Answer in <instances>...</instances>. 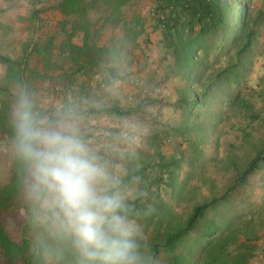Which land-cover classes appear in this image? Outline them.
<instances>
[{"label":"rangeland","instance_id":"374dc122","mask_svg":"<svg viewBox=\"0 0 264 264\" xmlns=\"http://www.w3.org/2000/svg\"><path fill=\"white\" fill-rule=\"evenodd\" d=\"M245 4L248 26L254 35L243 79L230 87L231 93L238 96L237 101L226 106L218 99L201 98L205 84L226 64L228 57L223 54L216 59L213 53L205 58L200 52L192 75L195 90L192 96L204 100L205 106L194 108L187 118L185 105L178 102L176 88L181 80L173 74V59L162 37L151 53L150 49L142 48L132 57L128 54L124 69L117 71L118 79L107 77L101 85L94 86L92 93L74 87V77L66 73L56 77L38 69L42 65L64 67L65 59L52 60L53 51L48 44L35 55L28 52L33 49H29L32 36L26 41L19 37V47L0 45V56L7 58V63L0 61V64L6 66L10 76L0 77V110L3 111V102H7L11 117L14 103L24 93L36 107L35 113L49 122L73 121L90 150L119 177L125 201L137 200L144 206V214L157 206L170 212L164 221H159L162 224L159 233L154 227L158 219L147 224L146 218H130L140 229L137 240L144 264H223L226 253L228 264H264V163L243 184L237 185L236 191H229L225 204L219 203L206 213L197 232L172 250L162 248L156 255L150 252L151 242L162 243L168 223H182L195 204L223 195L233 184L232 169L250 159L252 146L264 143V0H248ZM12 7L24 8L21 4ZM30 23L35 25L34 17ZM237 48L238 45H233L230 53ZM134 77L139 79L137 85L132 82ZM76 90L81 91L78 97L74 96ZM253 114L259 117L252 118ZM16 156L15 141L0 125V189L10 180ZM159 162L174 164L176 187L169 186L168 170L161 169ZM143 167L145 170L140 173ZM159 176L164 180H159ZM29 179L27 170L19 194L0 209V223L10 239L20 245L28 243L24 253L27 258L41 237L55 231L41 203L30 197ZM204 224L211 230L217 229V233L208 247L197 252V241L209 239L206 236L199 239V233H207ZM0 264L27 263L22 258L11 263L0 248ZM40 264L57 262L47 255Z\"/></svg>","mask_w":264,"mask_h":264},{"label":"trees","instance_id":"16d2710c","mask_svg":"<svg viewBox=\"0 0 264 264\" xmlns=\"http://www.w3.org/2000/svg\"><path fill=\"white\" fill-rule=\"evenodd\" d=\"M247 1L156 0L154 9L156 25L162 33V41L166 51L173 59V74L180 77L181 80V84L176 89L179 94L178 102L186 107L185 118L191 116L194 108L205 106L204 100L197 99L195 94L192 96L195 91L192 86V75L199 63L200 52L204 54L205 58L213 53L216 59L223 54L228 57L226 58V64L219 68L213 78L205 84L201 92V98L208 101L218 99L220 103L223 102L226 106L237 101L238 96L231 93L230 87L232 83L238 84L239 80L243 79V72L247 69L252 53L251 41L254 35L253 30L248 26L249 22L245 14L247 8L245 3ZM79 2L81 0H62L61 8L63 11L71 12V10L80 7ZM124 33L123 40L129 44L134 42L141 32L136 30L135 27L132 28L126 25ZM233 45H238V48L231 54L230 49ZM117 54L114 52L111 53V56L116 57ZM6 59L0 56L1 62L7 63ZM8 107L7 102H3V111L0 110V125L2 131L15 141L11 117L10 115L8 117L7 113V110L10 111V107L9 109ZM34 108L36 107L33 106ZM258 115L253 114L252 118H258ZM251 153L252 156L248 161L241 166L234 167L235 170L232 169L234 173L232 176L233 184L225 190L223 195L195 204L182 223H175L174 225L168 223L166 225L162 234V243L158 244L153 241L150 244L152 255L158 254L162 248L172 250L189 237L191 233L197 232L206 213L212 207L219 205V203L225 204L228 200L226 197L230 195L229 191H236L237 185L243 184L250 175L261 169L264 163V143L252 146ZM157 165L161 169L168 170L166 181L172 188L176 187L177 176L174 164L159 162ZM144 170L145 167L141 168L139 172H144ZM26 174L27 166L17 155L13 160L8 184L0 189V209L19 194L24 186ZM159 180L164 179L160 178ZM180 187L181 184L178 185L176 193L179 192ZM125 204L129 218H146L147 224L152 219H158V222L156 221L154 225L155 232L158 233L162 228L159 221H164L166 215H170L168 210H162L160 206L144 214V206L135 199L131 202L125 201ZM210 228V226L204 224V230L207 233H199V239L205 236L209 239L197 241L199 243L197 244L198 248L195 247L197 252H202L208 247L213 234L217 233V229L211 230ZM0 248L11 263H14L18 258H22L27 264H40L44 262L45 256L50 255L56 260L57 264H78V256L72 247L71 240L61 238L55 234V231L49 236L41 237L34 245V252L27 258L24 253L29 248L28 243L25 241L24 245H20L11 240L0 223ZM233 256L230 255V257ZM223 257V264H226L229 255L226 253ZM238 257L240 256L238 255Z\"/></svg>","mask_w":264,"mask_h":264},{"label":"clouds","instance_id":"9594fccd","mask_svg":"<svg viewBox=\"0 0 264 264\" xmlns=\"http://www.w3.org/2000/svg\"><path fill=\"white\" fill-rule=\"evenodd\" d=\"M11 121L29 195L49 214L55 234L71 240L78 264H144L140 229L129 218L121 181L90 150L77 125L39 116L24 93Z\"/></svg>","mask_w":264,"mask_h":264},{"label":"crops","instance_id":"0c3cea01","mask_svg":"<svg viewBox=\"0 0 264 264\" xmlns=\"http://www.w3.org/2000/svg\"><path fill=\"white\" fill-rule=\"evenodd\" d=\"M61 1L12 0L9 4L0 0V45L19 47V37L26 41L32 36L29 49H36L28 52L35 55L48 44L53 51L52 60L65 59L64 67L42 65L38 69L56 77L66 73L74 77V87L82 91L95 92L94 86L101 85L107 77L117 80V71L129 61L128 54L132 57L142 48L151 53L162 37L154 13L156 0H81L80 7L71 12L62 10ZM18 4L24 8L12 7ZM33 17L34 26L30 23ZM126 25L141 32L129 44L123 40ZM114 52L118 53L116 57L111 56ZM0 66V77L9 78L6 66ZM80 92L74 91V96H80Z\"/></svg>","mask_w":264,"mask_h":264},{"label":"built area","instance_id":"2783aa9c","mask_svg":"<svg viewBox=\"0 0 264 264\" xmlns=\"http://www.w3.org/2000/svg\"><path fill=\"white\" fill-rule=\"evenodd\" d=\"M132 82H133V84H135V85H137L138 83H139V79H138V77H134V78H132ZM56 93H58V91H59V88L58 87H56Z\"/></svg>","mask_w":264,"mask_h":264}]
</instances>
